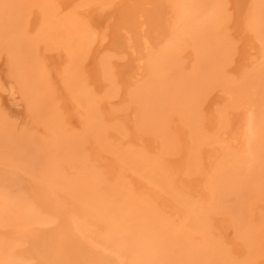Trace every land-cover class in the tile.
<instances>
[{"label":"bare ground","instance_id":"6f19581e","mask_svg":"<svg viewBox=\"0 0 264 264\" xmlns=\"http://www.w3.org/2000/svg\"><path fill=\"white\" fill-rule=\"evenodd\" d=\"M32 6L0 0V264H264V0Z\"/></svg>","mask_w":264,"mask_h":264},{"label":"rangeland","instance_id":"374dc122","mask_svg":"<svg viewBox=\"0 0 264 264\" xmlns=\"http://www.w3.org/2000/svg\"><path fill=\"white\" fill-rule=\"evenodd\" d=\"M10 2H14L15 0H9ZM21 1H24V0H21ZM39 3V0H30V5L32 6H34V5H36V4H38ZM32 6V7H33ZM33 8H35V7H33ZM12 16L13 15H15V12L13 11L12 13ZM0 28L1 29H3V25L0 23ZM8 29V30H7ZM4 35H5V39H9L10 37H11V29L10 28H4ZM244 99H246V98H244ZM245 102L246 101H244V104H245ZM15 103V104H14ZM14 103H12V107H16V105L18 104V102L17 101H15ZM17 103V104H16ZM43 135V136H42ZM45 136V137H44ZM36 137H38V139L39 140H41L42 142H45V143H47L48 141H50L51 140V137H52V134L50 133V134H45V133H43V132H41V133H39V134H37L36 135ZM45 138V139H44ZM50 139V140H49ZM10 147H12V145H10ZM46 150L48 151V147H46ZM3 167H4V165H2V164H0V168L1 169H3ZM4 169L6 170H9L8 168H6V167H4ZM0 176H2V178L4 177V173H2V172H0ZM1 186V185H0ZM1 189L0 190H2V187H0Z\"/></svg>","mask_w":264,"mask_h":264}]
</instances>
